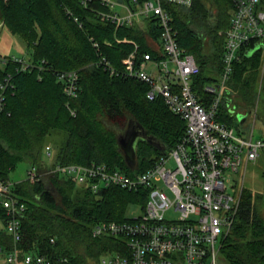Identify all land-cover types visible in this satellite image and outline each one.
<instances>
[{"label":"trees","instance_id":"16d2710c","mask_svg":"<svg viewBox=\"0 0 264 264\" xmlns=\"http://www.w3.org/2000/svg\"><path fill=\"white\" fill-rule=\"evenodd\" d=\"M164 5L172 14L180 46L194 55L200 67L193 88L210 103L212 95L204 85L218 81L222 72L233 2L194 0L190 8L169 2ZM104 10L99 1L84 7L81 0H0V22L22 38L28 59L43 68L16 72L10 65L0 67V81L13 72L15 84L8 95L11 113L0 114V182L9 180L21 162L44 168L47 144L54 148V162L104 163L134 174L118 141L131 120L140 122L148 135L165 146V151H160L139 140L136 173L154 165L184 138L185 120L173 113L163 98L149 100L146 82L124 74L126 58L133 50L130 40L140 43L142 52L164 58L148 44L149 39L160 42L156 21L116 27L101 19L99 11ZM123 39L128 41H120ZM250 46L235 61L228 82L229 98L234 96L245 108L256 102L264 82V50ZM71 69L80 74V92L75 98L65 95L64 85L56 79L58 71ZM229 104L225 96L217 118L234 126L237 116L230 112ZM73 108L77 117L71 114ZM13 191L26 205L21 217L20 255L30 253L52 260L67 257L82 264L98 260L119 240L111 235L93 237L95 224L128 221L129 209L140 206L144 210L148 199L143 188L109 187L93 192L57 174L36 183L27 179L16 182ZM1 206L5 228L0 229V254L6 257L13 242L6 232L7 216ZM221 252L226 264H264V188H243L238 214Z\"/></svg>","mask_w":264,"mask_h":264},{"label":"built area","instance_id":"2783aa9c","mask_svg":"<svg viewBox=\"0 0 264 264\" xmlns=\"http://www.w3.org/2000/svg\"><path fill=\"white\" fill-rule=\"evenodd\" d=\"M93 1L106 7L99 11L101 19L116 27H132L151 19L156 21L160 42L155 41V44L159 47L148 44L164 58L142 52L140 43L130 40L133 50L126 58L124 74L146 82L149 100L163 98L167 107L185 120V136L154 165L143 172L133 171L134 174L104 163L54 162V149L47 144L44 148L46 166L32 165L27 180L36 183L57 174L74 179L77 185L93 192L109 187L130 191L145 189L148 199L142 215L130 216L131 219L122 222L103 221L93 227V237L111 235L119 240L113 250L96 261L83 264H226L221 252L222 242L231 232L238 214L246 168L264 155V136L254 138L253 130L244 135L236 131L235 126L218 120L217 115L227 94L234 63L241 58L242 51L252 48L251 44L264 50L263 1L232 0L234 10L225 32L223 69L218 81L204 85L205 91L212 95L207 104L193 88L200 67L194 55L180 46L172 14L164 5L169 2L190 8L194 0H133V3L81 0V3L91 7ZM104 63L114 73L110 64ZM7 65L16 72L41 68L39 63L21 55L0 53V67ZM12 77L13 72H8L0 81V114L11 113L8 95L15 88ZM56 77L69 98L78 96L79 70L58 71ZM230 112L236 113L234 107ZM71 114L76 116V109H71ZM242 168L241 185L236 180L233 183L234 175ZM15 184L11 180L0 182V205L6 211V232L13 242L11 251L6 253L7 262L82 264L67 257L52 260L30 253L20 255L21 217L26 205L13 191ZM170 213L176 215L169 216Z\"/></svg>","mask_w":264,"mask_h":264},{"label":"rangeland","instance_id":"374dc122","mask_svg":"<svg viewBox=\"0 0 264 264\" xmlns=\"http://www.w3.org/2000/svg\"><path fill=\"white\" fill-rule=\"evenodd\" d=\"M121 7H118L120 9ZM0 52L8 55H21L25 58L29 57L28 49L22 38L13 35L5 26L0 25ZM229 89V88H228ZM227 89L226 96L230 104L229 108L234 107L237 119L235 121V130H240L242 134L249 135L253 130L254 138L264 136V82L258 89V96L256 102L251 104L250 107L245 108L239 103L238 99L233 96ZM173 163V162H172ZM32 165L28 162H21L17 165L16 169L10 173L11 181L25 180L28 178V170ZM244 168L241 169L239 174L234 175V181L241 185L240 175L243 174ZM264 156L260 157L255 162H250L246 168V176L243 187L251 189L252 191H262L264 188ZM236 180V181H235ZM231 191V190H230ZM232 192V191H231ZM144 213L140 206H132L128 211V216L137 217ZM175 213H170L169 216H175ZM3 221L0 220V227ZM0 264H9L3 255L0 254Z\"/></svg>","mask_w":264,"mask_h":264},{"label":"water","instance_id":"95a60500","mask_svg":"<svg viewBox=\"0 0 264 264\" xmlns=\"http://www.w3.org/2000/svg\"><path fill=\"white\" fill-rule=\"evenodd\" d=\"M123 3L124 0H118ZM145 140L157 147L160 151H165V146L155 137L148 135L145 127L138 121L131 120L123 134L119 136V148L124 155L128 167L132 171L139 169V159L137 155V142Z\"/></svg>","mask_w":264,"mask_h":264},{"label":"crops","instance_id":"0c3cea01","mask_svg":"<svg viewBox=\"0 0 264 264\" xmlns=\"http://www.w3.org/2000/svg\"><path fill=\"white\" fill-rule=\"evenodd\" d=\"M142 24L145 25L146 22H143ZM0 25L3 27V24H2L1 22H0ZM149 42H150V44H154V45L156 46V44H155L156 42H155V41H152V40L150 41V40H148V43H149ZM151 42H152V43H151ZM156 47H157V49H158V47H159L158 43H157V46H156ZM159 49H160V48H159ZM0 53H1V52H0ZM1 54H4V53H1ZM5 54H6V53H5ZM241 133H242V132H241ZM50 145H51V144H50ZM52 147H53V146H52ZM53 149H54V148H53ZM262 156H264V155H262ZM262 156H261V157H262ZM19 181H22V180H17V181H14V182H19ZM3 228H5V224H4V223H3V225L0 227V229H3ZM4 257H5V256L3 255V259H4ZM5 259H6V257H5ZM6 262H7V260H6Z\"/></svg>","mask_w":264,"mask_h":264},{"label":"bare ground","instance_id":"6f19581e","mask_svg":"<svg viewBox=\"0 0 264 264\" xmlns=\"http://www.w3.org/2000/svg\"><path fill=\"white\" fill-rule=\"evenodd\" d=\"M38 73V72H37ZM54 75V74H53ZM57 79V78H56ZM64 87V86H63ZM66 95V94H65ZM9 99V98H8ZM65 106V105H64ZM77 117V116H76ZM2 207V206H1ZM4 210V209H3ZM4 213V212H3ZM1 220V219H0ZM23 224V223H22ZM96 225V224H95ZM6 248V247H5ZM6 250V249H5ZM38 253V252H37ZM53 257V256H52ZM51 257V258H52ZM57 257V256H56ZM58 257H60V256H58ZM99 257V256H98Z\"/></svg>","mask_w":264,"mask_h":264}]
</instances>
